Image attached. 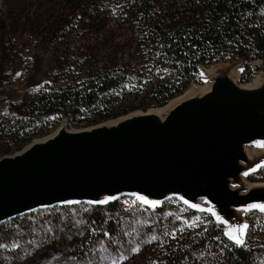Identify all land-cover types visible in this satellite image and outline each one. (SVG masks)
Returning a JSON list of instances; mask_svg holds the SVG:
<instances>
[{"label":"water","instance_id":"95a60500","mask_svg":"<svg viewBox=\"0 0 264 264\" xmlns=\"http://www.w3.org/2000/svg\"><path fill=\"white\" fill-rule=\"evenodd\" d=\"M236 67L215 68L207 92L184 99L164 117L135 112L116 125L80 131L63 124L50 139L0 159V225L63 201L132 193L162 204L188 200L229 224L249 225L243 209L264 203V186H243L264 185L248 181L264 169L250 171L264 157L246 152L264 142V82L242 88L244 66Z\"/></svg>","mask_w":264,"mask_h":264},{"label":"rangeland","instance_id":"374dc122","mask_svg":"<svg viewBox=\"0 0 264 264\" xmlns=\"http://www.w3.org/2000/svg\"><path fill=\"white\" fill-rule=\"evenodd\" d=\"M65 3L66 0H0V159L21 153L32 142L53 135L63 124L69 130L80 131L116 120L85 127L80 118L55 115L33 124L30 132L35 136L24 146L18 145L13 133L3 128L6 121L15 120V115L24 116L32 100L42 93L56 91L69 82L68 73L74 70L73 61L84 59L85 53L98 52L101 58L98 59L101 61L98 67L108 51L112 57H117L118 63L127 64L128 54L135 44L123 33L114 31L116 24L113 21L106 23L98 16L87 17L70 33L61 35L62 27L71 21L67 9L63 7ZM240 65L239 61H228L199 67L200 81L192 83L182 95L203 84V69ZM262 71L264 68L260 74ZM17 73L20 75L17 76ZM147 80V76L141 77V86ZM250 81H242L241 75V85L251 84ZM137 86L135 82L128 84L123 94L136 90ZM260 172V175L259 172L251 175L248 181L264 183L261 178L264 177V169ZM85 208L89 211L85 212ZM245 217L250 226L247 239L254 243L263 241L264 214L252 211L247 212ZM81 220L83 224L78 223ZM212 225L223 230V225L218 224L209 213L190 209L178 199L166 201L155 211L143 209L132 197L104 206L82 203L74 207L41 209L0 225L3 229L0 242H5L7 236L8 244L15 239L21 246L19 250L0 249V264H86L88 260L100 264L102 253L98 241L105 230L113 238L124 241H135L139 233H143L144 237L155 233L163 241L162 244L159 241L141 243L140 252L135 255L129 252L124 264H172L170 256L178 246L184 247L190 239L202 236ZM92 228L96 229L95 237L90 234ZM165 231L168 236L163 235ZM125 232L127 236L123 235ZM172 232H176L175 239L170 235ZM29 240L34 244L39 241V250L30 246ZM83 240H87V245L76 248ZM86 251L88 256L81 259ZM216 257L211 248H203L192 254L190 264H218ZM102 264H110V261L105 260Z\"/></svg>","mask_w":264,"mask_h":264},{"label":"trees","instance_id":"16d2710c","mask_svg":"<svg viewBox=\"0 0 264 264\" xmlns=\"http://www.w3.org/2000/svg\"><path fill=\"white\" fill-rule=\"evenodd\" d=\"M63 7L71 21L62 27L61 35L74 30L82 19L98 16L102 22H115L114 31L135 46L126 65L118 63L110 51L100 67L97 51L74 60L69 82L32 100L24 116L15 115V120L2 123L20 146L33 140V124L46 118H80L89 127L163 107L200 81L199 66L227 63L225 55L245 60L249 48L264 58V0H66ZM146 76L141 86V77ZM133 82L136 90L123 94ZM222 233L221 227L212 225L202 236L178 246L171 263L190 264L195 251L211 248L218 264H264V240L246 239L248 252L234 246L224 250L216 237L230 242ZM87 243L79 241L76 248Z\"/></svg>","mask_w":264,"mask_h":264},{"label":"snow or ice","instance_id":"6c2138e0","mask_svg":"<svg viewBox=\"0 0 264 264\" xmlns=\"http://www.w3.org/2000/svg\"><path fill=\"white\" fill-rule=\"evenodd\" d=\"M241 71H243V69H241ZM20 73H17V76H19ZM203 75V74H201ZM259 146H264V142H262ZM260 167H264V162H261L260 164L256 165L253 169H251V172H254L257 168ZM249 172H246L245 175H248ZM136 202H138V205L141 206L143 209L147 210V209H151L152 211H155L158 207H162V202L160 201H155V200H151L143 195L137 194V193H132L131 194ZM119 197H115V196H107L105 197L103 200H88L86 203L88 205H92V206H103V205H108L112 202H118L119 201ZM81 201H72V200H68V201H63L62 205L65 207H74L78 204H81ZM183 203L188 206L190 209H194L196 211H200V212H204V209L199 208L197 205L194 204H190L188 200H183ZM85 212H88L89 209L85 208L84 209ZM243 211L245 212H252V211H258L261 214H264V203H254L251 205L246 206L245 209H243ZM210 215L212 217L215 218V221L218 224L221 225H227L228 226V230L224 231L222 233V236L225 237L227 239L228 242H230V244L228 243H223V241L221 240V238L219 236L216 237V240L218 243L222 244V247L224 250H228L230 248V246H234L237 249H242L246 252L250 251L249 249H247V245H246V239L248 236V230H249V225L246 223H238V224H229L228 221L223 220L219 215H217L216 212H211ZM79 224H83L84 221H78ZM94 223V222H93ZM183 223H185L187 225V221H184ZM3 229L0 228V232H2ZM51 231V230H50ZM93 237L97 236V232L95 228H92L91 233H90ZM124 236H127V233H123ZM164 236H168L169 233L167 231H165L163 233ZM171 237L173 239L176 238V232H172ZM7 236L5 237V242H0V249H4V248H10V249H20V245L19 243L13 239L11 244L7 243ZM105 241H108V243L106 244ZM159 241L161 244L163 243V241L160 239L159 236H157L155 233H153L151 236L149 237H144L143 233H139L137 236V239L135 241L129 239L127 241L124 240H120V239H116L113 238L110 233L105 230L102 232L101 234V239L98 241L100 243V252L102 253L99 256V262L100 264H102L103 261L105 260H109L110 264H124V262L129 258L128 257V253H132L133 255L138 254L140 252V244L141 243H148L151 244L153 242ZM28 244L32 247L37 248V250H39V244L40 242L37 241L35 244L33 243L32 240L28 241ZM109 249H111V251H109ZM89 251H91V249H89ZM88 256V251H86L84 253V256L81 257V259H85ZM56 259H59L58 257ZM69 259H74V257H69ZM228 259H232L231 255L228 257ZM86 264H95L94 261L88 260L86 261Z\"/></svg>","mask_w":264,"mask_h":264},{"label":"bare ground","instance_id":"6f19581e","mask_svg":"<svg viewBox=\"0 0 264 264\" xmlns=\"http://www.w3.org/2000/svg\"><path fill=\"white\" fill-rule=\"evenodd\" d=\"M201 67V66H199ZM264 68V67H263ZM263 68H260L259 71H255L253 76L251 77L252 79H245V81H250L251 84H248V85H242L241 87L242 88H245V89H255L257 87H259L263 82H264V73L262 72L260 74V71L261 69ZM233 75H232V80L233 81H238V78H239V73H240V69L239 68H235L233 70ZM216 74V69L213 68V69H209V70H203V84L200 85V86H197L195 87L194 89L190 90V91H187L184 95H182V97H178V98H175L173 99L172 101H170L167 105L161 107V108H157V109H151V110H148V114H153V115H157L159 117H164L165 115H167L171 109L179 104L181 101H183L184 99L186 98H191L193 96H197V95H201L202 93H205L209 90L210 86H209V80ZM241 84V83H240ZM120 121V119H117V120H114V121H110L106 124V126H113V125H116V122ZM52 136H49V137H46L44 139H42L41 141L44 142L46 141L47 139H50ZM261 143H256L255 145H253L252 147L248 148L246 150L247 154L249 157L251 158H258V157H264V146H259ZM244 188L246 189H249L251 187H259V186H264V185H257V186H254V185H249V184H243ZM171 200H174V199H171ZM170 201V200H168ZM165 203V202H164ZM199 208L201 209H204L207 213H211L212 211L211 210H208L207 208H203V207H200L198 206Z\"/></svg>","mask_w":264,"mask_h":264},{"label":"built area","instance_id":"2783aa9c","mask_svg":"<svg viewBox=\"0 0 264 264\" xmlns=\"http://www.w3.org/2000/svg\"><path fill=\"white\" fill-rule=\"evenodd\" d=\"M262 15L264 18V10ZM258 52L259 51H257V49L249 48L248 56L245 57V60H242L239 57H236L235 59H231L228 55H225L224 57L226 60L229 61H239L244 66L242 76L245 74V79H251L255 71H259L260 68L264 67V58L259 57ZM215 63H219V62H215ZM80 123L84 126L88 124V122L86 121H81Z\"/></svg>","mask_w":264,"mask_h":264}]
</instances>
